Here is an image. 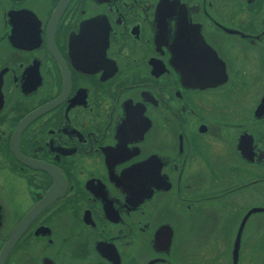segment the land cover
<instances>
[{
	"label": "flooded vegetation",
	"instance_id": "af4514ba",
	"mask_svg": "<svg viewBox=\"0 0 264 264\" xmlns=\"http://www.w3.org/2000/svg\"><path fill=\"white\" fill-rule=\"evenodd\" d=\"M0 264H264V0H0Z\"/></svg>",
	"mask_w": 264,
	"mask_h": 264
}]
</instances>
